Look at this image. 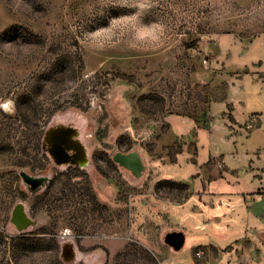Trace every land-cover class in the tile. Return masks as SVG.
<instances>
[{"label": "rangeland", "instance_id": "1", "mask_svg": "<svg viewBox=\"0 0 264 264\" xmlns=\"http://www.w3.org/2000/svg\"><path fill=\"white\" fill-rule=\"evenodd\" d=\"M226 65L241 68L238 116L264 121V0H0V264H164L173 247L157 207L128 200L155 179L139 154L161 149L174 93ZM56 125L75 128L87 165L41 152ZM242 140L239 151L259 144ZM131 151L138 176L112 160ZM17 163L50 182L29 193L8 171ZM17 202L31 220L22 229Z\"/></svg>", "mask_w": 264, "mask_h": 264}, {"label": "crops", "instance_id": "2", "mask_svg": "<svg viewBox=\"0 0 264 264\" xmlns=\"http://www.w3.org/2000/svg\"><path fill=\"white\" fill-rule=\"evenodd\" d=\"M231 66L211 83L190 81L175 92V111L160 119L161 149L139 154L155 179L151 189H131L129 204H154L165 237L182 239L164 264H264V121L256 112L238 116L241 68ZM218 78H226V85H217ZM250 115L257 119L248 128ZM252 136L259 144L239 151L243 137ZM160 184L158 195L153 190Z\"/></svg>", "mask_w": 264, "mask_h": 264}, {"label": "water", "instance_id": "3", "mask_svg": "<svg viewBox=\"0 0 264 264\" xmlns=\"http://www.w3.org/2000/svg\"><path fill=\"white\" fill-rule=\"evenodd\" d=\"M43 141L46 143V152L56 165H84L87 161L85 147L78 139V132L71 126L56 125L48 127L44 132ZM112 159L123 165L134 176H138L143 169V165L135 151L116 153ZM22 209L20 205L15 207L11 217V221L16 224L18 229L31 224V220L25 216ZM167 240L174 249H178L182 243V239L178 236L174 239L167 238Z\"/></svg>", "mask_w": 264, "mask_h": 264}, {"label": "flooded vegetation", "instance_id": "4", "mask_svg": "<svg viewBox=\"0 0 264 264\" xmlns=\"http://www.w3.org/2000/svg\"><path fill=\"white\" fill-rule=\"evenodd\" d=\"M47 129V128H46ZM45 129V130H46ZM44 130V132H45ZM44 132H43V135H44ZM43 135H42V143H41V149H42V153L45 154V156L47 158H50L51 161H52V158L50 157V155L46 152L45 148H46V143L43 141ZM122 153H125V152H122ZM86 157H87V154H86ZM113 160V159H112ZM47 162V161H46ZM48 163L50 164V161H48ZM53 163V161H52ZM89 163V160L87 158V161L84 165H70V164H66V165H70V166H78V167H82V166H85ZM46 164V163H45ZM44 164L43 167H40V168H37L38 170L40 169L41 171L45 169L46 165ZM54 164V163H53ZM56 165V164H54ZM58 166V165H57ZM26 167V166H25ZM24 166L23 167H20L19 164L17 163L16 165L13 164L12 165V168L8 169V171H10V173L14 174L15 177L17 179H19L22 183V185L25 187V189L28 190L29 193H37V191L39 189H41V187H45L46 186V183L50 182V179H51V175H43V174H40V172L36 173V172H30V171H27L23 168H25ZM6 171V168L3 169V166L0 167V173H3ZM37 179V180H36ZM27 180V181H26ZM18 205L22 206L21 205V202H17L14 204L12 210H11V213H10V220H11V217L13 215V212H14V209L15 207H17ZM22 211L24 212V210L22 209ZM26 216V215H25ZM13 223V222H12ZM16 226V224H14ZM23 228V227H22ZM21 228V229H22Z\"/></svg>", "mask_w": 264, "mask_h": 264}, {"label": "built area", "instance_id": "5", "mask_svg": "<svg viewBox=\"0 0 264 264\" xmlns=\"http://www.w3.org/2000/svg\"><path fill=\"white\" fill-rule=\"evenodd\" d=\"M257 117L255 115H250L247 121V127L251 128L255 122H256ZM195 257H201L202 256V251L196 250L194 253Z\"/></svg>", "mask_w": 264, "mask_h": 264}, {"label": "clouds", "instance_id": "6", "mask_svg": "<svg viewBox=\"0 0 264 264\" xmlns=\"http://www.w3.org/2000/svg\"><path fill=\"white\" fill-rule=\"evenodd\" d=\"M152 27H156L155 25H153Z\"/></svg>", "mask_w": 264, "mask_h": 264}, {"label": "bare ground", "instance_id": "7", "mask_svg": "<svg viewBox=\"0 0 264 264\" xmlns=\"http://www.w3.org/2000/svg\"><path fill=\"white\" fill-rule=\"evenodd\" d=\"M83 167V166H82ZM66 252V251H65Z\"/></svg>", "mask_w": 264, "mask_h": 264}]
</instances>
